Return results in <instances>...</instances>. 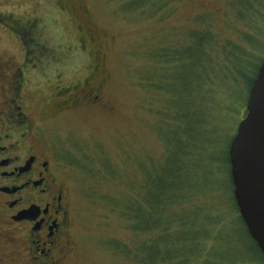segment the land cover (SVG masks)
I'll return each instance as SVG.
<instances>
[{
	"label": "rangeland",
	"instance_id": "1",
	"mask_svg": "<svg viewBox=\"0 0 264 264\" xmlns=\"http://www.w3.org/2000/svg\"><path fill=\"white\" fill-rule=\"evenodd\" d=\"M130 1L0 0V12L11 13L9 25L28 43L25 49L23 39L0 27V60L18 65L30 52L31 63L26 64L37 66L33 74L23 69L21 95L28 111L42 121L34 136L54 154L58 180L66 185L72 204L74 251L64 264H129L114 244L137 245L139 232L129 228L120 202L139 200L142 170L158 164L166 152L157 131L164 97L143 80L154 66L149 53L186 39L199 14L214 15L217 29H222L229 0H181L162 19L141 14L139 7L127 8ZM86 76L91 87L101 84L105 105L57 113V87L82 85ZM237 123L217 132L222 158ZM220 202L217 193L209 192L194 198L195 207L185 203L177 211L216 205L214 210L222 212L221 230L229 238H211L206 247L223 249L221 240H232L234 264H264L236 208ZM216 230L221 231L219 224Z\"/></svg>",
	"mask_w": 264,
	"mask_h": 264
},
{
	"label": "trees",
	"instance_id": "2",
	"mask_svg": "<svg viewBox=\"0 0 264 264\" xmlns=\"http://www.w3.org/2000/svg\"><path fill=\"white\" fill-rule=\"evenodd\" d=\"M180 1L131 0L126 7H139L141 14L162 19ZM226 4L222 29H217L214 15L199 14L186 39L149 53L154 66L143 80L164 97L157 131L166 152L158 164L142 170L139 200L130 197L120 202L129 228L139 232L137 245L114 244L129 264H234L237 260L231 254L232 240H221L223 249L206 247L211 238H229L221 230L222 212L214 210L216 205L177 211L185 203L195 207L194 198L209 192L222 198L221 205L238 211L228 150L224 158L217 152V132L245 116L248 93L264 59V0ZM217 224L219 232L214 231Z\"/></svg>",
	"mask_w": 264,
	"mask_h": 264
},
{
	"label": "flooded vegetation",
	"instance_id": "3",
	"mask_svg": "<svg viewBox=\"0 0 264 264\" xmlns=\"http://www.w3.org/2000/svg\"><path fill=\"white\" fill-rule=\"evenodd\" d=\"M8 19L11 13L0 12V27L16 33L26 49L25 37ZM29 53L18 65L0 60V264H64L74 251L73 209L66 185L58 180L54 154L34 136L42 121L28 111L21 95L23 69L27 74L38 69L34 64L28 68ZM101 89V84L91 87L89 76L82 85L59 86L55 111L102 107Z\"/></svg>",
	"mask_w": 264,
	"mask_h": 264
},
{
	"label": "water",
	"instance_id": "4",
	"mask_svg": "<svg viewBox=\"0 0 264 264\" xmlns=\"http://www.w3.org/2000/svg\"><path fill=\"white\" fill-rule=\"evenodd\" d=\"M228 155L235 203L249 235L264 254V59Z\"/></svg>",
	"mask_w": 264,
	"mask_h": 264
}]
</instances>
